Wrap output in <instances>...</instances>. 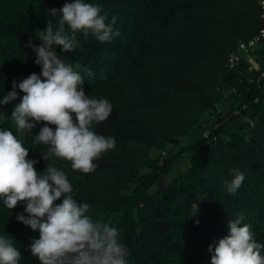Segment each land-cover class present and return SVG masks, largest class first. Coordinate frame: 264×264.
Returning a JSON list of instances; mask_svg holds the SVG:
<instances>
[{"label": "trees", "instance_id": "trees-1", "mask_svg": "<svg viewBox=\"0 0 264 264\" xmlns=\"http://www.w3.org/2000/svg\"><path fill=\"white\" fill-rule=\"evenodd\" d=\"M259 1L88 0L102 5L107 22L116 18L120 35L100 43L77 33L73 51L57 48L61 59L92 70L85 94L112 104L94 131L116 140L94 172L73 171L69 161L57 166L77 202L91 205L93 219L120 230L129 264H210L208 246L228 234L238 215L264 243V40L236 68L226 66L239 41L264 26ZM66 2L72 0H0V99L13 80L40 73L26 44L41 43L48 20L55 25L60 17L49 9ZM17 92L16 101L0 105L8 116L24 95ZM190 131L200 137L182 143ZM24 139L37 171H44L47 147L34 144L31 134ZM233 169L246 178L231 195L224 182ZM167 174L169 182L159 186ZM23 211L22 203L0 208V234L15 240L21 264H39L26 249L38 232L16 220Z\"/></svg>", "mask_w": 264, "mask_h": 264}, {"label": "clouds", "instance_id": "clouds-1", "mask_svg": "<svg viewBox=\"0 0 264 264\" xmlns=\"http://www.w3.org/2000/svg\"><path fill=\"white\" fill-rule=\"evenodd\" d=\"M57 13L58 23L48 20L46 29L40 31L41 43L30 39L26 44L35 53L40 73L20 82L13 80L12 90L0 99V105H7L18 99L17 89L24 93L10 116L0 111V208L12 211L23 204L24 211L16 220L38 232L26 249L39 264H129L130 250L120 230L93 219L91 205L77 202L67 173L57 166V160L69 161L73 171L94 172L95 161L116 146L114 137L94 131L95 125L109 118L112 104L85 94L84 77L93 75L92 70L66 62L57 53V48L63 53L73 51L78 46L77 33L110 42L120 35L113 27L116 18L107 22L102 5L88 0L49 9L52 17ZM38 124L39 133L33 134ZM25 133L31 134L34 144L47 147L42 153L47 167L42 172L37 171L38 161L29 158ZM231 176L224 185L234 195L246 177L239 169H233ZM198 212L196 202L188 215L195 217ZM243 221V215L229 220L228 234L208 246L210 264H264V243L257 241L252 226ZM22 259L15 240L0 234V264H21Z\"/></svg>", "mask_w": 264, "mask_h": 264}, {"label": "built area", "instance_id": "built-area-1", "mask_svg": "<svg viewBox=\"0 0 264 264\" xmlns=\"http://www.w3.org/2000/svg\"><path fill=\"white\" fill-rule=\"evenodd\" d=\"M259 4L261 6V17L264 19V0H260ZM264 40V26L254 35L251 37L241 39L237 45V48L235 51H233L231 54H229L227 58L226 66L229 69L236 68L240 61L246 53L250 52L251 49L258 46L261 41Z\"/></svg>", "mask_w": 264, "mask_h": 264}, {"label": "rangeland", "instance_id": "rangeland-1", "mask_svg": "<svg viewBox=\"0 0 264 264\" xmlns=\"http://www.w3.org/2000/svg\"><path fill=\"white\" fill-rule=\"evenodd\" d=\"M245 28V26H243ZM200 137V134H198L196 131H190L189 134H187L183 139H182V143L188 144L190 142H193L195 140H197ZM180 166H184L183 162L181 163ZM179 164L177 165L176 169L175 167H173V170L175 169V171L179 170L178 168H180ZM170 180V175L167 174L166 178H163L162 181H160L159 186H164L166 185Z\"/></svg>", "mask_w": 264, "mask_h": 264}]
</instances>
